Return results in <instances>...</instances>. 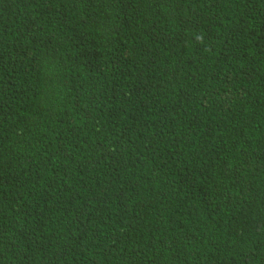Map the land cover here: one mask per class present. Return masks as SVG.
Returning a JSON list of instances; mask_svg holds the SVG:
<instances>
[{
  "label": "trees",
  "instance_id": "16d2710c",
  "mask_svg": "<svg viewBox=\"0 0 264 264\" xmlns=\"http://www.w3.org/2000/svg\"><path fill=\"white\" fill-rule=\"evenodd\" d=\"M0 264H264V0H0Z\"/></svg>",
  "mask_w": 264,
  "mask_h": 264
}]
</instances>
